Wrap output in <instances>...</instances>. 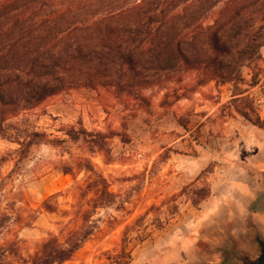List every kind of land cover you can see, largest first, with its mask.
Wrapping results in <instances>:
<instances>
[{
  "label": "trees",
  "instance_id": "trees-1",
  "mask_svg": "<svg viewBox=\"0 0 264 264\" xmlns=\"http://www.w3.org/2000/svg\"><path fill=\"white\" fill-rule=\"evenodd\" d=\"M215 11V12H213ZM212 14L213 22L204 23ZM264 48V0H0V135L5 123L40 108L49 99L78 89L102 97L106 93L124 112L148 109L145 91L168 88L164 97L179 100L184 75L197 73L199 87L244 84V68L252 72L250 86L260 85L259 66ZM243 95V94H241ZM233 103L249 100L242 97ZM236 112L253 126L264 129V120L244 109ZM72 141L82 139L109 158L106 142L119 134L88 132L83 127L66 131ZM24 154L38 144L59 145L44 133L32 131L11 137ZM89 139V140H88ZM4 159H1V162ZM78 168L88 176L71 191L76 199L60 235L35 244V253H23L26 241L12 234L10 224L28 228L33 216L12 219L0 208V264H64L70 261L98 229L93 220L99 209L117 203L108 180L91 161L80 159ZM75 167L62 170L74 176ZM191 202L200 205L210 187L197 190ZM52 195L41 206L45 213L60 212ZM77 196V198H76ZM125 211V207L118 206ZM74 227V229H71ZM116 264H131L122 248Z\"/></svg>",
  "mask_w": 264,
  "mask_h": 264
},
{
  "label": "rangeland",
  "instance_id": "rangeland-1",
  "mask_svg": "<svg viewBox=\"0 0 264 264\" xmlns=\"http://www.w3.org/2000/svg\"><path fill=\"white\" fill-rule=\"evenodd\" d=\"M212 14L205 26L212 24ZM261 55L259 66L264 70V48ZM196 75L185 74L184 90L179 93L185 95L179 100L171 97L167 104V89L176 85L146 90L145 95L151 97L148 109L124 112L112 96L103 93L100 98L95 91L78 89L5 123L7 137L0 135V208L12 219L34 217L28 228L14 223L9 227L12 234L26 241L25 255L34 254L35 244L51 234L59 236L70 222L64 212L76 202L71 191L88 176L78 168L80 159L93 163L118 199L110 208L96 212L93 220H98V229L64 264H116L112 258L122 248L131 254V264H158L155 258L169 252L170 238L184 233L199 218L201 204H192L194 193L207 187L217 194L226 193L241 167L260 159L264 129L247 122L236 110L244 109L253 117L258 114L264 120V71L260 85L254 88L249 68L242 70L245 83L237 86L220 88L212 82L193 88ZM235 95L249 100L233 103ZM73 127L117 132L119 136L106 142L109 158L83 136L72 141L66 131ZM32 131L63 142L13 153L19 146L11 137ZM75 166L74 176L62 172ZM58 193L62 194L57 197L61 211H42V203ZM122 205L125 211L118 209ZM8 235L5 229L0 244Z\"/></svg>",
  "mask_w": 264,
  "mask_h": 264
},
{
  "label": "crops",
  "instance_id": "crops-1",
  "mask_svg": "<svg viewBox=\"0 0 264 264\" xmlns=\"http://www.w3.org/2000/svg\"><path fill=\"white\" fill-rule=\"evenodd\" d=\"M231 186L221 194L212 187L199 218L170 238L169 252L155 258L158 264H233L234 257L258 255L257 241H264V153L241 167Z\"/></svg>",
  "mask_w": 264,
  "mask_h": 264
},
{
  "label": "flooded vegetation",
  "instance_id": "flooded-vegetation-1",
  "mask_svg": "<svg viewBox=\"0 0 264 264\" xmlns=\"http://www.w3.org/2000/svg\"><path fill=\"white\" fill-rule=\"evenodd\" d=\"M264 242L263 240H258L257 241V246L259 248V253L256 257L254 258H247V257H234L231 262L233 264H254L256 262H258V258L261 255V251H262V247H261V243Z\"/></svg>",
  "mask_w": 264,
  "mask_h": 264
},
{
  "label": "water",
  "instance_id": "water-1",
  "mask_svg": "<svg viewBox=\"0 0 264 264\" xmlns=\"http://www.w3.org/2000/svg\"><path fill=\"white\" fill-rule=\"evenodd\" d=\"M261 247H262L261 255L258 258V262L254 264H264V242L261 243Z\"/></svg>",
  "mask_w": 264,
  "mask_h": 264
}]
</instances>
